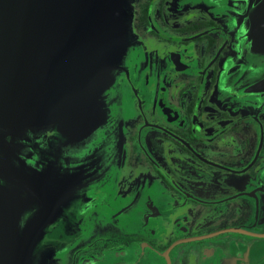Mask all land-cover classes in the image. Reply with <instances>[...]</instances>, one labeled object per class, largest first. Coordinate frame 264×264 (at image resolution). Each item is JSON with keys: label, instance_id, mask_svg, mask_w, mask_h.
Segmentation results:
<instances>
[{"label": "flooded vegetation", "instance_id": "flooded-vegetation-1", "mask_svg": "<svg viewBox=\"0 0 264 264\" xmlns=\"http://www.w3.org/2000/svg\"><path fill=\"white\" fill-rule=\"evenodd\" d=\"M263 1L119 0L99 123L0 125V202L51 208L35 264H226L264 243Z\"/></svg>", "mask_w": 264, "mask_h": 264}, {"label": "water", "instance_id": "water-1", "mask_svg": "<svg viewBox=\"0 0 264 264\" xmlns=\"http://www.w3.org/2000/svg\"><path fill=\"white\" fill-rule=\"evenodd\" d=\"M256 39L264 41V1ZM124 46L119 0H0V125L86 134L101 119L99 96ZM249 89L264 93V76ZM49 210L22 222L0 202V264L36 263ZM226 264H264V243Z\"/></svg>", "mask_w": 264, "mask_h": 264}]
</instances>
